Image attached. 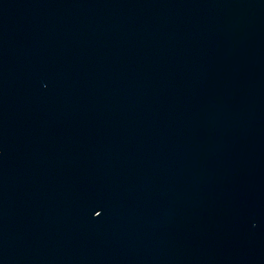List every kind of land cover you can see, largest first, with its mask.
<instances>
[{"label":"water","instance_id":"95a60500","mask_svg":"<svg viewBox=\"0 0 264 264\" xmlns=\"http://www.w3.org/2000/svg\"><path fill=\"white\" fill-rule=\"evenodd\" d=\"M0 264H264V0H0Z\"/></svg>","mask_w":264,"mask_h":264}]
</instances>
